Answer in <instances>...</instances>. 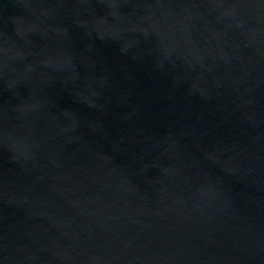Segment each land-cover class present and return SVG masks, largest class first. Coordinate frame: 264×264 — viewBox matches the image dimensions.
<instances>
[{"label":"water","instance_id":"obj_1","mask_svg":"<svg viewBox=\"0 0 264 264\" xmlns=\"http://www.w3.org/2000/svg\"><path fill=\"white\" fill-rule=\"evenodd\" d=\"M0 264H264V0H0Z\"/></svg>","mask_w":264,"mask_h":264}]
</instances>
